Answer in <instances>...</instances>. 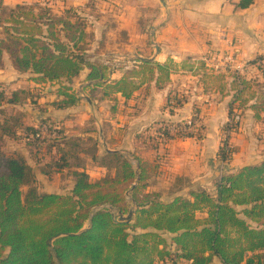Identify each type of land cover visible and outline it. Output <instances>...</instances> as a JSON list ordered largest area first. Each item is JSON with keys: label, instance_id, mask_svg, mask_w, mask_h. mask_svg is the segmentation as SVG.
<instances>
[{"label": "trees", "instance_id": "1", "mask_svg": "<svg viewBox=\"0 0 264 264\" xmlns=\"http://www.w3.org/2000/svg\"><path fill=\"white\" fill-rule=\"evenodd\" d=\"M254 2L239 0L236 8ZM35 10L33 4L10 7L0 0V66L7 55L18 72L49 85L58 100L47 103L56 109L77 104L80 97L72 82L86 68V81L101 76L104 81L85 89L101 87L104 97L121 94L126 99L148 75L155 78L156 69L161 73L158 82L170 74L168 62L144 61L139 71L108 80L105 67L84 61L85 25L79 18L72 21L73 9L66 10V16L49 6ZM243 90L229 101L230 113ZM186 99L170 93V113ZM28 102L43 108L31 89L8 91L0 82V264H210L214 257L223 264H264V160L221 173L212 191L189 188L185 195L164 201L159 193L147 191L149 170L140 157L135 165L121 152L99 153V141L91 135L97 131L94 125L83 128L81 135H70L51 117L31 125L25 112H8ZM156 131L164 134L163 142L174 138L165 127ZM8 139L25 140L44 175L70 170V192H41L25 156L4 150ZM86 143L94 146V164L106 169L98 179L86 170ZM233 152L221 147L219 157L230 163ZM101 205L115 212L107 207L95 210ZM132 208L130 221L118 220V213L127 215Z\"/></svg>", "mask_w": 264, "mask_h": 264}, {"label": "crops", "instance_id": "2", "mask_svg": "<svg viewBox=\"0 0 264 264\" xmlns=\"http://www.w3.org/2000/svg\"><path fill=\"white\" fill-rule=\"evenodd\" d=\"M44 2L56 14L63 15L71 8L84 14L88 17L84 39L92 45L103 41L111 51L126 48L128 51L125 52L140 54L143 58L151 59L149 61L162 64L168 62L170 66L175 61L191 60L214 49L235 53L237 61L256 59L264 61V0H255L245 9L236 8L239 0H44ZM17 4L21 3L15 5ZM120 36L125 37V40H121ZM135 46H140L138 48L140 53L133 51ZM241 64L243 66V63ZM255 68L262 71L264 76V67L263 69L260 66ZM86 69L85 76L89 72V69ZM30 75L29 73V81L36 87L39 86L40 84L30 79ZM160 75L161 73L156 69L155 78L151 79L148 75L146 82L142 83L128 99L121 94H116L124 100V103L127 102L128 106L111 131L107 124L104 129L101 128L91 134L101 145L99 153H103L104 150L123 152L124 148L133 150V145L136 143L135 135L141 136L143 131L147 133L154 129L156 123L162 118L171 115L173 119L179 121L191 116L194 104L189 99H186L182 106L175 108L172 113L167 108L169 94H179V89H172V83L177 76H182L181 72L171 68L164 84L162 81H157ZM121 76L122 74L111 76L107 71L108 80ZM45 89L48 93L45 104L58 100L49 85H45ZM83 89V86L79 85L75 91L80 94ZM87 97L90 100L91 97L85 96L89 106L95 107L96 101L89 102ZM80 100L76 105L80 104ZM76 105L56 109L47 103L39 122L42 118L51 117L65 129L66 133L81 135L85 128L82 123L84 119ZM256 105L257 102L254 100L247 103L246 117L259 116V113L254 111ZM217 115L214 119L215 125L209 127L199 140L192 139L194 138L192 134V137L172 138L154 146L137 143L141 151V159L145 163L152 162V168L155 167L156 156L165 151L167 160L163 168L167 175H177L184 177L185 180H192V182L189 180L188 186H183L184 193L175 196L185 195L189 188L213 186V181L221 174L217 163L220 150L218 124L220 118L225 115L221 114V117ZM29 124L38 125L30 122ZM122 125L124 129L119 130V126ZM118 131L123 134L118 136ZM112 136L118 138V143L124 147H116L113 144L112 147L109 146V141L111 143L113 141ZM233 155L231 164L229 163L231 168L237 170L248 165L243 162L247 157L243 148L233 152ZM92 163L99 171H104L101 176L106 174L105 168L96 166L93 161ZM87 172L90 174L89 170ZM153 190L157 189H149V187L147 189L149 192L159 193ZM173 197L167 198L160 195V199L164 201L171 200ZM210 264L223 263L219 258L214 257Z\"/></svg>", "mask_w": 264, "mask_h": 264}, {"label": "rangeland", "instance_id": "3", "mask_svg": "<svg viewBox=\"0 0 264 264\" xmlns=\"http://www.w3.org/2000/svg\"><path fill=\"white\" fill-rule=\"evenodd\" d=\"M40 1V2H39ZM7 6H14L16 3H29L36 7L35 13H38L40 7H45L46 4L44 0H4ZM91 4V3H89ZM75 11L71 12L72 21H75L79 18V21L85 25V28L88 25L87 18L84 14L78 12L74 8H71ZM77 15V16H74ZM57 15H60L57 13ZM62 15V14H61ZM63 16H66L65 13ZM85 33V32H84ZM2 36L0 29V37ZM121 40H125V37L120 36ZM84 47L86 52L83 57L99 55L101 53L111 52L107 48L106 44L102 41H98L97 44L92 45L87 39H84ZM140 46H135L133 51L140 53L138 49ZM119 49H122L119 47ZM124 50H113V51H128L126 48ZM231 55L236 56L235 53L220 51L214 49L212 52L208 51L202 56H196L191 58V60L186 59L181 61H175L171 64V68L177 71H180L182 76H177L174 82L172 83V89H179L178 93L183 98H187L190 101H193L192 114L189 118L184 120H176L170 116L162 118L159 120L154 129L149 130V132L143 131L141 136L135 135L136 143L133 145V150H127L122 148L123 153L127 155L133 163L136 165V157L141 158L140 150L137 146V143L142 144L146 143L147 146H154L158 143H165L163 139L165 138L164 134H160L156 129L159 127H168L176 125L187 126V132L194 135V140H199L206 133L207 129L215 125L214 119L218 116L221 117V114H224L225 117L220 118L218 124L219 132V146L233 150L237 152L241 148L244 149V154L247 156L244 163H256L264 160V76H262V71L259 67L263 69L264 61L260 59L256 60H244L238 61V63H243V66H233L227 64L225 57ZM237 65V64H236ZM240 65V64H239ZM242 65V64H241ZM262 66V67H261ZM141 66L133 71H139ZM87 70V69H86ZM132 72V71H131ZM86 71L84 70L81 75L76 78L72 85L74 89H77L79 85H82L85 89L86 85L95 84L98 82H103L104 80H93L86 81ZM242 77V80H247V83L240 84L241 79L238 80L237 77ZM246 77V78H245ZM0 82L4 84L6 90H14L19 88H29L37 96L38 101L43 105L48 99V93L46 92L45 86H35V84L29 81L28 73H20L11 63L10 59L6 55L3 61V64L0 66ZM164 84V81H162ZM167 83V82H165ZM33 87V88H32ZM244 87L243 92L240 97L233 104L234 110L230 113L229 101L233 99V95L237 93L238 90ZM84 89L80 92V104L76 105L77 109L79 108L80 113L83 115L84 122L83 127L95 126L97 130L105 127L108 124L110 131L112 130L116 121L124 115L126 107L128 106L127 102L124 103V100L120 96L111 95L109 97L103 96L104 89L101 87H91L90 89ZM92 96L96 98L95 107L89 106L85 96ZM236 98V96H234ZM251 100L257 102L255 113H259V116L246 117V108L247 103ZM220 101V102H219ZM46 105V104H45ZM43 108L32 107L29 102L20 107L8 108V112L23 111L26 114L27 121L32 124H39V118L42 116ZM168 108V107H167ZM169 109V108H168ZM231 114V115H230ZM258 115V114H257ZM80 117V116H79ZM173 119V120H172ZM83 121V120H82ZM193 121V125L190 127L187 124ZM52 123V121H50ZM120 121H118L119 123ZM58 124L57 121H53V124ZM187 123V124H186ZM120 124V123H119ZM60 126V124H58ZM82 127V128H83ZM81 128V127H80ZM124 129L123 125L118 128ZM48 133V131H47ZM106 133V132H105ZM121 136L123 133L118 131ZM199 137V138H198ZM185 134L182 136L174 135V139H183ZM112 143L109 141V146L112 147H124L121 143H118L117 139L112 136ZM101 146V145H100ZM99 146V148H100ZM86 152L85 159L87 160L86 169L89 170L92 179H98L101 176V173L104 171L100 170L97 167H94L91 159L92 149L94 146L92 143H86ZM4 150L8 153H21L25 156L28 163H30L35 170L36 174V184L39 187L41 192H57V193H67L70 192V189L73 184V179L70 174V170H64L61 173H55L51 176H46L41 172L42 164H37L35 158L30 156L29 149L25 145V140L19 142V140L8 139ZM165 151L162 154L156 156L155 167L152 168V162L147 161L146 166L149 171V189L156 188L159 191L160 195L165 197H173L176 194L184 193L182 189L184 185H187L191 179H186L180 181L177 179V175H167L163 166L167 160ZM232 154V159H233ZM218 165L220 173L223 172H233L236 169L230 167L229 163L223 162L218 157ZM154 170L152 172V170ZM209 190H213V186H207ZM24 191L27 190L26 187L23 188ZM152 191V190H150ZM128 198H130V192H127Z\"/></svg>", "mask_w": 264, "mask_h": 264}, {"label": "built area", "instance_id": "4", "mask_svg": "<svg viewBox=\"0 0 264 264\" xmlns=\"http://www.w3.org/2000/svg\"><path fill=\"white\" fill-rule=\"evenodd\" d=\"M84 61L87 64H93L97 66L105 67L108 73L112 76L115 74H127L133 71L134 69L139 68L143 64V57L140 54L137 53H131V52H123V51H111L106 53H101L99 55H95L93 57L90 56H84ZM225 61L227 64H231L233 66H242L241 63H238L235 57L231 55H227L225 57ZM237 64V65H236ZM240 64V65H239ZM191 127V126H190ZM187 126L184 125H176L172 126L171 128L168 127L166 130L169 135L185 136L188 134L187 132ZM43 132L47 134V127H43ZM227 150L224 149L227 153H230V149ZM107 207L111 211L115 212L114 209H112L109 205H101L97 207L95 210L101 209Z\"/></svg>", "mask_w": 264, "mask_h": 264}, {"label": "water", "instance_id": "5", "mask_svg": "<svg viewBox=\"0 0 264 264\" xmlns=\"http://www.w3.org/2000/svg\"><path fill=\"white\" fill-rule=\"evenodd\" d=\"M157 50L159 51L158 46H157ZM143 60H144V61H149V60H151V59L143 58ZM102 79H103V77L101 76L99 80H102ZM87 99H88L89 102H91L90 98L87 97ZM107 151H108V152H121V153H123L122 151H117V150H115V151L107 150ZM138 168H139V165H137V169H138ZM134 187H135V185H134ZM110 207H111V206H110ZM111 208L114 209L113 207H111ZM134 212H135V209L132 208V209L129 211V213H128L127 215H123L122 213H118V220H119V221H123V222L130 221V220L133 218V216H134ZM89 227H90V224L87 225L85 229H87V228H89ZM57 237H58V236H54V237H52V238L50 239L49 242H50V245H51V246H52V242H53Z\"/></svg>", "mask_w": 264, "mask_h": 264}]
</instances>
